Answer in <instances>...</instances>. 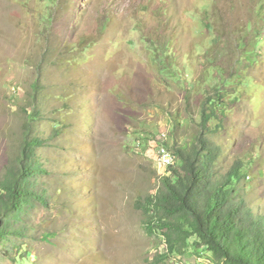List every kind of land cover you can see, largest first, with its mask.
Masks as SVG:
<instances>
[{
	"label": "rangeland",
	"instance_id": "1",
	"mask_svg": "<svg viewBox=\"0 0 264 264\" xmlns=\"http://www.w3.org/2000/svg\"><path fill=\"white\" fill-rule=\"evenodd\" d=\"M217 88L215 174L240 161V194L264 215V0H0V177L25 130L47 169V204L0 264H219L190 246L156 261L166 243L136 205L164 175L166 122L165 143L189 147Z\"/></svg>",
	"mask_w": 264,
	"mask_h": 264
},
{
	"label": "trees",
	"instance_id": "2",
	"mask_svg": "<svg viewBox=\"0 0 264 264\" xmlns=\"http://www.w3.org/2000/svg\"><path fill=\"white\" fill-rule=\"evenodd\" d=\"M32 86L35 92L41 87L39 81ZM222 100L218 88L203 99L202 130L196 141L187 148L176 141L166 144L175 155L174 165L160 176L157 191L136 203L144 214L145 230L161 233L166 243V252L154 255L156 261L180 257L190 246L205 248L219 264H264V215L252 212L240 194L238 187L244 177L240 161L221 177L215 174L220 146L207 134L214 131L215 121L220 122ZM39 113L32 104L27 125ZM43 143L44 138L25 130L16 161L0 177V246L5 244L6 252L7 243L9 249L19 247L27 230L25 216L37 203L47 204L46 188L38 181L47 174L38 152Z\"/></svg>",
	"mask_w": 264,
	"mask_h": 264
},
{
	"label": "built area",
	"instance_id": "3",
	"mask_svg": "<svg viewBox=\"0 0 264 264\" xmlns=\"http://www.w3.org/2000/svg\"><path fill=\"white\" fill-rule=\"evenodd\" d=\"M168 121L166 126L160 131L158 140L156 141V150L152 154V158L158 167V171L165 173L166 169L174 165L175 155L171 147L167 146L164 139L168 136Z\"/></svg>",
	"mask_w": 264,
	"mask_h": 264
}]
</instances>
